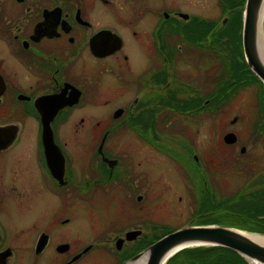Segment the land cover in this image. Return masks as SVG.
Returning a JSON list of instances; mask_svg holds the SVG:
<instances>
[{"label":"flooded vegetation","instance_id":"af4514ba","mask_svg":"<svg viewBox=\"0 0 264 264\" xmlns=\"http://www.w3.org/2000/svg\"><path fill=\"white\" fill-rule=\"evenodd\" d=\"M245 2L0 0V264H124L188 224L264 235V154L234 159L242 129L216 124L244 89L264 111ZM170 201L185 223L161 222Z\"/></svg>","mask_w":264,"mask_h":264},{"label":"water","instance_id":"95a60500","mask_svg":"<svg viewBox=\"0 0 264 264\" xmlns=\"http://www.w3.org/2000/svg\"><path fill=\"white\" fill-rule=\"evenodd\" d=\"M243 18L244 57L249 69L264 85V62L261 59V50L259 49L260 26L263 28L264 37V0H247ZM225 139L234 143L237 138L233 133H229ZM242 232L245 231L227 226L188 224L171 233V235L163 237L124 264H134L144 256H147L146 264H167L169 260L184 249L204 246L227 248L238 252L249 260L250 264L252 261L264 264V245L255 242L246 235L244 236Z\"/></svg>","mask_w":264,"mask_h":264},{"label":"rangeland","instance_id":"374dc122","mask_svg":"<svg viewBox=\"0 0 264 264\" xmlns=\"http://www.w3.org/2000/svg\"><path fill=\"white\" fill-rule=\"evenodd\" d=\"M245 1H247V0H245ZM257 92L258 91H257V89H255V87L250 88V89H244L243 91H241V93L235 99V105L229 104L227 107H224L222 110V113L218 114L216 117V124L218 125L220 130H221L220 127L228 128V129L230 127L232 129H236V130L242 129L241 134H243V142L238 143L237 146L235 147L236 149L232 150V152H231V156H233L234 159L241 157V155L239 153V149L241 148L242 145H247L248 151H250V152L252 151L251 154L247 153L245 156H242L245 159L252 158L253 156L258 157V156L264 154V138L261 137V139H259L258 137H256L253 140L251 137H249L250 134L247 135L244 132L245 131L244 128L249 127L250 124H254V123L260 124V122L264 124V111L260 112V113H256L253 111V109L252 110L250 109V107H251L250 101H251V99L255 98V95ZM254 107H256V105H254ZM262 116H263V119H261ZM235 117H238L237 123L235 125L230 124V121L233 120ZM210 124H211V121L205 120V121H202L199 125L200 129H201V131H200L201 146L202 147L204 146L203 147L204 149L206 146H208L210 148V146H209L210 145V139L206 133L210 127ZM182 138L186 142L187 146L188 145L195 146V143H196L195 139L196 138L186 137V136H184ZM209 148H208V150H209ZM199 157H201L202 160L204 161L205 157L202 154H199ZM163 167L166 171H168L167 170L168 169L167 164L164 165ZM203 168H204L205 176L209 180V177H212L211 175H213V172L210 171L209 170L210 168L207 167L206 165H203ZM222 169L226 170L227 168L223 167ZM171 180H172V184H173L174 188L177 189L178 188L177 181H179V180H177L175 173L173 175H171ZM176 192H178V191H176ZM164 204L165 203L161 204V208H160L161 222H169V221H171V219H174V221L176 223L181 225V224L185 223L186 220H188L191 216L192 210L190 208L189 203L180 202V205H179V204H177V202L174 203L173 201L172 202L170 201V203H166V204H169V207L164 206ZM218 226H220V225H218ZM221 226L224 227V226H228V225H221ZM250 233H252V232H250ZM173 264H175V263L173 262Z\"/></svg>","mask_w":264,"mask_h":264},{"label":"trees","instance_id":"16d2710c","mask_svg":"<svg viewBox=\"0 0 264 264\" xmlns=\"http://www.w3.org/2000/svg\"><path fill=\"white\" fill-rule=\"evenodd\" d=\"M241 39V35H240ZM242 41V39H241ZM242 45L240 46L241 50V58L243 60V66L244 69L248 72H252L249 70L248 64H246L243 56V50L241 49ZM235 70V69H234ZM233 69L230 68V66L227 65L226 72H228V78L229 79H236L238 76V73H236ZM253 77H250L252 81L249 80L248 83H245L246 85L251 84L252 82H255L260 87V91L264 92V85L262 82L252 74ZM246 79L247 77L244 76ZM243 78V79H244ZM233 86V85H231ZM244 230V229H243ZM252 233H260V230L258 229H245ZM244 230V231H245ZM250 264L249 260L245 259L242 255H240L236 251H232L227 248H221L218 246L214 247H193L189 249H184L179 254L175 255L167 264Z\"/></svg>","mask_w":264,"mask_h":264},{"label":"bare ground","instance_id":"6f19581e","mask_svg":"<svg viewBox=\"0 0 264 264\" xmlns=\"http://www.w3.org/2000/svg\"><path fill=\"white\" fill-rule=\"evenodd\" d=\"M259 49L261 50V59L264 62V37H263V28L260 26V33H259ZM242 234L245 236H248L249 238L253 239L255 242H259L260 244L264 245V236H261L259 234H253L250 232H242ZM147 263V256L142 257L139 261H137L134 264H146ZM251 264H259L258 262L252 261Z\"/></svg>","mask_w":264,"mask_h":264}]
</instances>
